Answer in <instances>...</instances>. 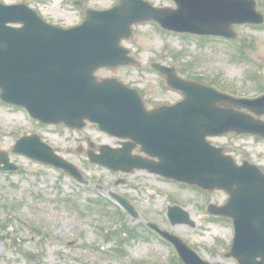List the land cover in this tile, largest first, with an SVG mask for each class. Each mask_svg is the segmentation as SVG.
<instances>
[{
  "label": "water",
  "instance_id": "obj_1",
  "mask_svg": "<svg viewBox=\"0 0 264 264\" xmlns=\"http://www.w3.org/2000/svg\"><path fill=\"white\" fill-rule=\"evenodd\" d=\"M174 1L177 9L157 10L141 0H122L113 10L90 11L83 25L70 30L46 24L24 6L0 5V97L5 102L25 106L36 117L57 119L80 128L88 119L102 131L132 138L146 146L150 142L143 141L144 137L150 139L154 132L144 131V119L158 122L157 117L162 122L172 117V128L168 126L165 130L156 125L159 135L161 128L163 135L173 139L169 148L152 153L160 162L133 157L131 150L110 153L105 149L99 155H90L91 163L124 172L147 169L204 189L227 191L228 204L210 208L211 213L234 220L236 235L227 256L236 258L239 264H264V175L252 166H235L206 141L207 136L226 132L231 123H238L239 133L264 136V124L260 121L233 117L218 107L220 103L241 105L261 115L264 98L239 105L213 89L182 80L175 69L157 65L168 84L183 91L186 99L174 107L147 112L136 91L116 79L98 83L94 77L95 71L102 67L136 64L121 47L122 39L131 36L133 24L153 19L177 32L232 37L230 25L234 23L263 22L254 0ZM8 23L23 26L11 28ZM15 151L61 168L83 182L73 165L56 156L36 137L21 139ZM0 157L4 169H15L3 153ZM117 199L135 214L125 200ZM169 218L173 225L195 226L178 207L170 209ZM162 234L176 246L185 264H210L177 236Z\"/></svg>",
  "mask_w": 264,
  "mask_h": 264
},
{
  "label": "rangeland",
  "instance_id": "obj_2",
  "mask_svg": "<svg viewBox=\"0 0 264 264\" xmlns=\"http://www.w3.org/2000/svg\"><path fill=\"white\" fill-rule=\"evenodd\" d=\"M76 1H82V6H75ZM115 1L35 0L32 7L50 23L71 27L82 22L89 8L111 7ZM149 1L173 5L166 0ZM257 1L264 15V0ZM237 32L240 37L237 44L244 42L241 58H237L239 52L233 51L236 44L203 42L194 36L166 33L153 23L137 26L132 38L123 45L131 49L132 56L142 66L109 69L98 75L115 77L137 88L148 107L182 99L181 93L170 90L164 79L150 69L153 62L176 67L185 79L213 76L226 90L254 97L264 91V25L241 26ZM39 130L34 126V131L45 135L49 142L62 145L58 154L79 167L89 188H82L51 167L13 154L18 134L30 132L31 126L26 117L0 104V150L9 153L11 161L22 169V174H0L3 204L0 208V264H177L174 248L155 236L145 241L122 242L125 239L122 234L134 230L144 232L150 221L180 236L206 261L237 264L223 256L232 243V222L216 220L207 213L209 203L226 202L225 193H206L164 183L141 171L126 176V185L112 188L115 176L102 167L91 165L84 153L76 152L78 139L89 136L97 143H109L108 137L90 126L82 132ZM217 142L236 148L234 156L238 162L248 160L264 169V141L236 138ZM110 191L135 198L139 219L121 217L113 208L95 206L99 194L108 195ZM174 204L190 214L194 228L170 225L166 212L167 207ZM114 224L122 225L123 230L112 234ZM10 234L15 241L9 240ZM109 249L126 257L111 256Z\"/></svg>",
  "mask_w": 264,
  "mask_h": 264
},
{
  "label": "flooded vegetation",
  "instance_id": "obj_3",
  "mask_svg": "<svg viewBox=\"0 0 264 264\" xmlns=\"http://www.w3.org/2000/svg\"><path fill=\"white\" fill-rule=\"evenodd\" d=\"M86 141L88 142V144L91 143V141H90L89 138H87ZM119 143H120V142H119L118 140H114L113 142H111V143H109V144H110L111 146H113V147H116L117 145H119ZM100 146H101V145H100V144H97V143H94V145H92L93 150H95V151H98ZM117 147H118V146H117Z\"/></svg>",
  "mask_w": 264,
  "mask_h": 264
}]
</instances>
